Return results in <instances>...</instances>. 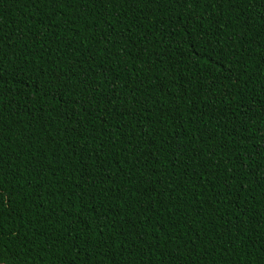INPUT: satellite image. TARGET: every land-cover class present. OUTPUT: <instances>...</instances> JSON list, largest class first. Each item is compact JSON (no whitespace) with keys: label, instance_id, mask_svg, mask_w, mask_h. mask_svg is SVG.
I'll use <instances>...</instances> for the list:
<instances>
[{"label":"trees","instance_id":"trees-1","mask_svg":"<svg viewBox=\"0 0 264 264\" xmlns=\"http://www.w3.org/2000/svg\"><path fill=\"white\" fill-rule=\"evenodd\" d=\"M0 264H264V0H0Z\"/></svg>","mask_w":264,"mask_h":264}]
</instances>
